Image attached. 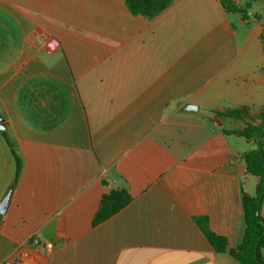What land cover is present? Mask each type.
<instances>
[{
	"label": "crops",
	"instance_id": "0c3cea01",
	"mask_svg": "<svg viewBox=\"0 0 264 264\" xmlns=\"http://www.w3.org/2000/svg\"><path fill=\"white\" fill-rule=\"evenodd\" d=\"M238 3L248 18L173 0L150 20L126 0H0V114L23 164L14 185L1 132L0 264H241L196 221L238 250L259 184L257 146L226 133L264 112V0ZM118 189L130 203L94 226Z\"/></svg>",
	"mask_w": 264,
	"mask_h": 264
},
{
	"label": "trees",
	"instance_id": "16d2710c",
	"mask_svg": "<svg viewBox=\"0 0 264 264\" xmlns=\"http://www.w3.org/2000/svg\"><path fill=\"white\" fill-rule=\"evenodd\" d=\"M222 6L230 12L242 15L248 18L250 13L241 8L238 0H220ZM173 3V0H126V5L130 12L134 15H141L150 20L156 18ZM216 118L234 119L245 121L244 111H213ZM261 123L254 125L246 122V127L243 130L234 133L244 137L248 142H252L257 146L256 150L250 151L246 155L247 171L249 174L259 178V184L256 189V196L249 197L244 195V216L246 230L243 242L238 250H229L228 240L224 236L217 235L211 232L208 228V220L206 217L196 219L198 225L206 234L210 244L217 253H229L241 264H264V218L260 214L259 206L261 207L264 201V112L260 115ZM9 148L16 164V175L14 185L17 183L23 169V164L7 134L1 133ZM13 185V186H14ZM131 201L130 194L123 189H118L105 194L102 198L100 208L94 218L93 225H98L107 220L110 216L119 212ZM2 223V215H0V224ZM263 234V235H262ZM262 235L256 250V242ZM257 254V258H255Z\"/></svg>",
	"mask_w": 264,
	"mask_h": 264
},
{
	"label": "water",
	"instance_id": "95a60500",
	"mask_svg": "<svg viewBox=\"0 0 264 264\" xmlns=\"http://www.w3.org/2000/svg\"><path fill=\"white\" fill-rule=\"evenodd\" d=\"M188 111H198L199 108L198 106H195V105H188L187 108H186ZM6 129L4 123H3V118L0 114V133L1 132H4ZM11 195H12V190H10L7 195L2 199V201L0 202V215H5L9 209V206H10V202H11ZM260 209V206L259 208ZM262 226H264L263 223H261ZM263 235V234H262ZM262 235L258 238L257 242H256V250H257V247H258V244L262 238ZM255 258H257V254H255Z\"/></svg>",
	"mask_w": 264,
	"mask_h": 264
},
{
	"label": "built area",
	"instance_id": "2783aa9c",
	"mask_svg": "<svg viewBox=\"0 0 264 264\" xmlns=\"http://www.w3.org/2000/svg\"><path fill=\"white\" fill-rule=\"evenodd\" d=\"M49 46L51 48H55L57 46V44L55 42H52ZM28 243L30 245L39 246V247L42 246V247L48 248V249H51L53 247V243L52 242H43L37 237L29 239Z\"/></svg>",
	"mask_w": 264,
	"mask_h": 264
}]
</instances>
